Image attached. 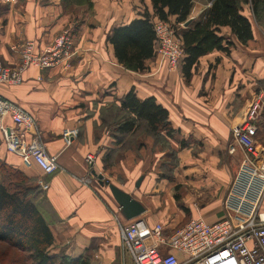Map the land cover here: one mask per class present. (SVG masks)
<instances>
[{
  "label": "crops",
  "instance_id": "0c3cea01",
  "mask_svg": "<svg viewBox=\"0 0 264 264\" xmlns=\"http://www.w3.org/2000/svg\"><path fill=\"white\" fill-rule=\"evenodd\" d=\"M94 4L95 15H88L83 26H74L75 54L68 62L46 70L30 68L21 85L0 86L4 99L36 118L48 153L58 156L59 169L47 176L36 165L23 166L19 156L6 150L1 135L0 159L29 179L44 178L49 183L35 202L55 239L51 253L72 258L88 253L91 264H134L119 230V222L128 220L110 189L93 172L132 195L145 207L140 218L150 226L163 224L168 235L192 218L207 223L221 220L225 196L242 161L240 150L229 153L232 127L242 122L255 94L264 93V26L257 24L245 6L243 15L252 25L253 39L243 44L230 28L223 27L222 34L233 42L230 52L202 57L187 81L158 57L148 62L145 72L128 71L107 43L112 28L141 17L146 8L153 14L150 0L145 1V8L140 0H94ZM1 5L8 6L3 15L0 12V22H5L0 28V59L5 65L20 62L14 47L34 40L43 49L73 25L69 23L72 13L63 10L60 0H0ZM210 6L211 0H194L189 21L200 19ZM120 17L126 20L118 22ZM131 89L140 99L155 97L179 132L169 140L179 158L173 182L163 177L166 152L154 145L152 137L143 139L139 150L129 148L112 168H104L105 153L116 146L106 129L97 133L101 109ZM261 120L256 139L264 147L259 139L264 134V110ZM6 125L12 126L10 119ZM65 128L81 132L67 148L61 139ZM181 140H189V147L181 149ZM88 154L95 156L93 166L85 160ZM176 186H181L180 203L174 197Z\"/></svg>",
  "mask_w": 264,
  "mask_h": 264
},
{
  "label": "built area",
  "instance_id": "2783aa9c",
  "mask_svg": "<svg viewBox=\"0 0 264 264\" xmlns=\"http://www.w3.org/2000/svg\"><path fill=\"white\" fill-rule=\"evenodd\" d=\"M152 23L157 57L177 69L184 55L174 23L157 18ZM73 29V25L67 26L43 49L34 40L14 47L20 62L11 66L0 59V86L21 85L30 68L46 70L68 62L75 54ZM263 110L264 93L257 92L242 122L232 127L229 153L240 150L242 161L223 202L224 217L215 223L192 218L170 235L163 224L150 226L141 218L120 221L123 247L134 264H264V147L256 139ZM7 119L12 126L6 125ZM0 135L6 150L19 156L23 166L36 165L47 176L59 169L58 156L48 153L36 118L1 95ZM79 136V128H65L61 134L65 148ZM85 160L93 166L94 154H88ZM36 184L42 191L50 186L44 178Z\"/></svg>",
  "mask_w": 264,
  "mask_h": 264
},
{
  "label": "trees",
  "instance_id": "16d2710c",
  "mask_svg": "<svg viewBox=\"0 0 264 264\" xmlns=\"http://www.w3.org/2000/svg\"><path fill=\"white\" fill-rule=\"evenodd\" d=\"M93 1L84 0L88 10H93ZM145 1L140 0L142 3ZM150 2L153 14L146 8L141 17L127 25L112 28L107 35V43L112 45L117 62L128 71L145 72L148 62L157 58L153 18L167 22H172L174 18L172 23L181 38L184 55L177 69L187 81L192 78L202 57L215 51L230 52L233 42L222 34L223 27L230 28L243 44L253 39L252 25L243 15L245 6L250 7L257 24L264 26V0H211L205 14L194 21H189L194 0ZM74 3V0H62L66 11ZM188 21L189 25L182 28L181 25ZM75 30L74 27L73 37ZM100 119L97 133L106 129L116 146L108 149L103 157L106 170L123 159L129 148L139 150L143 146V139L152 137L154 145L166 152L162 164L163 177L174 181L179 158L178 152L171 149L169 140L179 132L170 122L169 111L155 97L140 99L131 89L118 102L103 107ZM189 144V140H181L180 148H188ZM36 181L0 159V244L17 253L10 256L9 252L2 251L1 261L3 264H91L88 253L78 258L51 253L55 239L35 202L43 193ZM180 189L181 186L174 189V197L179 203Z\"/></svg>",
  "mask_w": 264,
  "mask_h": 264
},
{
  "label": "water",
  "instance_id": "95a60500",
  "mask_svg": "<svg viewBox=\"0 0 264 264\" xmlns=\"http://www.w3.org/2000/svg\"><path fill=\"white\" fill-rule=\"evenodd\" d=\"M189 23V21L186 22L184 26L187 27ZM93 174L97 177L101 185L107 186L110 189L113 198L120 208L121 214L126 220L131 221L138 219L145 212V207L139 201L134 199L132 195L117 187L109 180H105L102 174H97L95 171ZM141 181L142 178L138 181L137 187H139Z\"/></svg>",
  "mask_w": 264,
  "mask_h": 264
},
{
  "label": "rangeland",
  "instance_id": "374dc122",
  "mask_svg": "<svg viewBox=\"0 0 264 264\" xmlns=\"http://www.w3.org/2000/svg\"><path fill=\"white\" fill-rule=\"evenodd\" d=\"M60 2H61V5H63L62 4V0H60ZM74 2H76V3L71 4L68 7V9H69L68 11H66L64 8H63V10L68 12V13H72V19H71V22H69L70 24H73V26L80 25V27H81V26L84 25L85 21L88 20V18H89L88 15L93 16V15H95V13L97 11H95V8H93L94 11L93 10H88L87 9V5L84 4L85 3L84 0H74ZM93 4H94V1H93ZM141 6H143L144 8L146 7L145 3H142V2H141ZM94 7H95V4H94ZM7 8H8V6H5V5H1L0 6V12H1L2 15L7 11ZM98 14L101 15L102 13H98ZM125 20H126V18H121L120 17L118 22H124ZM2 22L3 21L0 22V28H1L2 25L5 24V22H3L4 24ZM89 22H92V21H89ZM100 22H101L100 23L101 26L103 27L104 26L103 21H100ZM115 23H116L115 20L114 21H110V25L111 26H113ZM107 24H109V23H107ZM107 24H106V26H108ZM10 43H13V44L17 45L16 43H22V42L21 41L20 42L12 41ZM8 45H6V46H8ZM259 122H262L261 118L258 120L257 124ZM259 139H261V142H264V134H262L259 137ZM105 179H107V178H105ZM7 249L8 248H5L4 245L0 244V252H2V251H5L6 253L9 252L10 256H14L15 254H17L16 252H14V250H7ZM0 264H3L1 259H0Z\"/></svg>",
  "mask_w": 264,
  "mask_h": 264
}]
</instances>
